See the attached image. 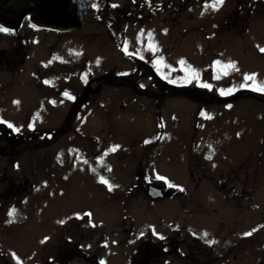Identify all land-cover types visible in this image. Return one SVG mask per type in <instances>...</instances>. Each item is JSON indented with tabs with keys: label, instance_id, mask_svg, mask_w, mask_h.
Masks as SVG:
<instances>
[{
	"label": "rangeland",
	"instance_id": "374dc122",
	"mask_svg": "<svg viewBox=\"0 0 264 264\" xmlns=\"http://www.w3.org/2000/svg\"><path fill=\"white\" fill-rule=\"evenodd\" d=\"M179 2L175 28L127 29L126 54L102 2L71 34L0 36L10 56L25 44L13 72L0 63V264H131L144 242L152 264H264V0L234 25L237 0ZM104 74L115 88L85 95ZM138 171L178 194L152 202Z\"/></svg>",
	"mask_w": 264,
	"mask_h": 264
},
{
	"label": "flooded vegetation",
	"instance_id": "af4514ba",
	"mask_svg": "<svg viewBox=\"0 0 264 264\" xmlns=\"http://www.w3.org/2000/svg\"><path fill=\"white\" fill-rule=\"evenodd\" d=\"M179 1L180 0H168L164 4V2H162L161 0H123V4H121V3L115 2V0H28V3H29L28 5L30 6V8L34 12V14L33 13L27 14L23 18V20L21 21V24H19L15 28L6 27V26L0 24V29H4V31H0V36H3L5 34L8 36V35L12 34L11 32H16V31L18 32L24 24H28L30 28H34V29L44 31L47 33L48 32L56 33L54 35H60L61 34L63 36L66 34H71L75 30L79 29L82 26L84 18L91 11V8H93V6H94L93 3L102 2L105 6H106L105 3H108L110 10L113 11V17H110V21L112 18L116 24H120V26H121V30H119L117 32L118 43L120 44L119 45L120 50L122 52L124 51V53L126 54V52H128L127 51L128 49L126 47H124L123 45L126 44V36H127L126 33L132 26L135 27L136 25H138L141 28H149L150 31H152V32H153V30H152L153 27L158 31L160 29H163L166 25H169V23H171L172 27L178 26L179 14L182 10ZM252 1H255V0H237L238 4H240V6L244 10V12H242V11L239 12V10H238L239 14H238V12L233 13L232 15L229 16L228 20L226 19V24H229V25L239 24V19H240V17H242V14L243 15L246 14L245 9L247 7V3L252 2ZM187 2H188V0H187ZM197 3L198 4H204L205 0H197ZM249 4H251V3H249ZM132 6H134V7H132ZM190 8H191V5L186 8L187 11H189ZM81 9L82 10L84 9L85 13L83 15L81 22L78 24V23L74 22L73 12H77L78 10L80 12ZM70 10L73 12H71ZM251 10H252V8H250L249 12H251ZM108 14L110 16V13H108ZM115 15H116V17H115ZM163 16L165 17V19H163ZM44 20H45V24L38 25L39 22H42ZM124 31H125V34H124ZM13 42H14V51H13L14 54L12 56H10L11 53L6 54L3 50H0V63L5 64V66L8 65V68L11 69L10 72H13L15 70V68L19 67V65L21 64L22 59H20V58L23 55L22 50L25 47V44L21 43L19 40H18V42H15V41H13ZM126 56L127 57H125V59H128V61L132 64L131 61L133 60V58H131V55L127 54ZM138 60L141 63L140 66H142L141 70L136 69V72L138 73V75H140V76L143 75V71L148 69V70H150V72L154 76H156V72L158 70V68H157L158 65H154L153 59H148L150 65H147L146 63H148V62H145L142 59H138ZM17 64H18V66H17ZM152 64L154 65V67ZM129 72H131V71H129ZM66 73H69V72H66ZM71 75L77 76V69L75 71H73L71 73ZM135 76L138 77L136 74H135ZM124 77H125V79L123 80V77H122V80L119 81L118 83L120 85L123 84V85H126L127 87L131 88L133 86L132 83H131V85H127V83L131 82V80H130L131 73L128 74V72H127V75H125ZM137 79L138 80L135 79L136 81L135 80L132 81L133 83H135L133 88H140V86L142 88L143 84H141L140 78H137ZM115 80L116 79H114V77L109 75V74H104V75L97 77V78L90 77V80L87 81V84L85 86H82V88H87V89L91 88V89L86 90V92L90 91V93H91V91H94L96 88L101 87L103 84H109V85H111L112 88H115V87H113V86H115V83H116ZM149 85L154 86L152 84H149ZM146 87H147V85H146ZM170 88H172V90H173L174 87L170 86ZM141 95H143V93H141ZM161 97H163V95H161ZM9 136H11L15 139V137L12 135L11 131L6 130L7 140L9 139ZM17 139L18 138H16L15 141ZM21 139H23V136ZM16 142L18 143V141H16ZM35 147L36 146L34 145V148ZM136 176H137V178H136L137 184L140 185L145 190V193L149 199H150V197L148 195V189L149 188H158L161 191H163V193H167V192L172 191V193H170L168 195V197L178 194V191H176V189L163 190L159 187L152 185L153 183L151 184L149 181L145 180V178H144V180H141V178H143V177H142V173L139 171L137 172ZM219 178H221L222 180L220 181V183L216 182L215 185L217 186V188H220V190H222V189H224L225 186H227V184H226V181L223 179L222 176H219ZM218 185H220V187H218ZM166 187L167 186L164 185V188H166ZM229 189H230L231 195L230 194H222V192H221L220 193L221 197L225 201H227V204L229 201H233V200L237 202V200H238V198H240V196L235 191L232 193V191L235 190L234 185H230ZM20 192L21 191H18L17 194H20ZM165 197H167V196H165ZM189 213L192 214L191 212H189ZM192 219H193V214H192ZM191 232L194 233V235H193L194 238L196 237V239H199V240L202 238L197 233H195L193 231V229ZM68 243H69L68 239H62L61 242L58 244L59 246H57L56 248L62 249L65 246L68 247ZM200 243L203 245L202 248L205 249V251H206V246H208V245L202 241ZM143 247L150 249V255H149L147 260H148V264H152L155 257L158 256V255H156V251H155L154 246H152L148 242H144V243L138 244L135 249L137 250V249L143 248ZM136 250L134 251V253L136 252ZM176 251H178L177 247H176ZM133 256H134V254H133ZM56 261H57V264H60L58 262V259ZM131 264H135L133 257H132Z\"/></svg>",
	"mask_w": 264,
	"mask_h": 264
},
{
	"label": "water",
	"instance_id": "95a60500",
	"mask_svg": "<svg viewBox=\"0 0 264 264\" xmlns=\"http://www.w3.org/2000/svg\"><path fill=\"white\" fill-rule=\"evenodd\" d=\"M28 0H0V24H3L8 27H17L23 17L29 13L34 12L31 10L28 5ZM71 11V10H70ZM73 12V11H71ZM85 10L81 9L74 14V22L80 23ZM39 25L45 24V20L38 23ZM172 191L163 193L158 188H149L148 195L152 201H159L165 196H168ZM150 255V249L148 248H139L134 253L133 259L135 264H148V257Z\"/></svg>",
	"mask_w": 264,
	"mask_h": 264
},
{
	"label": "snow or ice",
	"instance_id": "6c2138e0",
	"mask_svg": "<svg viewBox=\"0 0 264 264\" xmlns=\"http://www.w3.org/2000/svg\"><path fill=\"white\" fill-rule=\"evenodd\" d=\"M223 2H224V0H216V4H223ZM213 7H215V5H213ZM0 31H4V29H0ZM261 51L264 52V49H261ZM181 63H183V61H181ZM216 63L219 64L220 62L217 61ZM228 67H234V65H228ZM245 79L246 80L247 79H251V77L250 76H246ZM204 87H208V85H204ZM146 143H147V141H146ZM209 159H210V157H209ZM157 178L158 179H164L163 177H157ZM102 182L103 183H107V181H103V180H102ZM169 186H171V185H169ZM109 190H111V186H109ZM14 214H15V210L14 209L9 212L10 216H13ZM205 235H207V234H205ZM245 235H251V233H246Z\"/></svg>",
	"mask_w": 264,
	"mask_h": 264
}]
</instances>
